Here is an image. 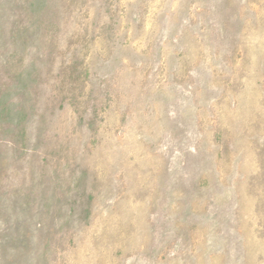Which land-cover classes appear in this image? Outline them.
<instances>
[{
	"label": "rangeland",
	"instance_id": "rangeland-1",
	"mask_svg": "<svg viewBox=\"0 0 264 264\" xmlns=\"http://www.w3.org/2000/svg\"><path fill=\"white\" fill-rule=\"evenodd\" d=\"M0 264H264V0H0Z\"/></svg>",
	"mask_w": 264,
	"mask_h": 264
}]
</instances>
